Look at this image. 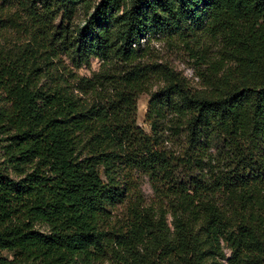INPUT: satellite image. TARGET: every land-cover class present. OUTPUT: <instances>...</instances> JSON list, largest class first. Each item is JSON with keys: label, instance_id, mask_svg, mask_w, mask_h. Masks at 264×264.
<instances>
[{"label": "trees", "instance_id": "1", "mask_svg": "<svg viewBox=\"0 0 264 264\" xmlns=\"http://www.w3.org/2000/svg\"><path fill=\"white\" fill-rule=\"evenodd\" d=\"M90 1L0 0V264H264V0ZM62 53L100 69L54 77ZM137 172L160 202L111 225Z\"/></svg>", "mask_w": 264, "mask_h": 264}, {"label": "rangeland", "instance_id": "2", "mask_svg": "<svg viewBox=\"0 0 264 264\" xmlns=\"http://www.w3.org/2000/svg\"><path fill=\"white\" fill-rule=\"evenodd\" d=\"M98 1L99 0H91L89 5L93 7V5ZM85 19H86L85 10L79 9V12L74 18L73 26H75V28L84 26ZM22 28L16 31L15 33H12L9 41L24 42V39L27 37V34L25 31H23ZM150 45L154 53L158 55V58L160 59L161 62L162 61L168 62L177 71L181 72L184 76H186L190 80L192 87L194 88L201 87L202 82L197 76L198 68L197 69L195 68L194 60H192L189 57V55L184 51V46H181L183 47L182 49L178 48L180 47L179 45L177 46V44L175 45L172 42L167 41L165 38L159 36L152 38ZM50 67L54 70L55 68L58 69L55 70L54 77L63 76L67 80L73 82L72 78L74 77V75H79L83 77H92L94 72L99 71L100 61L97 58H93L90 66L82 65L77 67L69 56L62 53L58 58L54 57L53 63L50 64ZM43 81L46 84L53 82L51 78H46ZM159 85H160L159 82L156 83L152 87L151 92H155L158 89ZM151 92L142 93L138 97L137 124L147 133H151V126L146 116L149 108ZM165 133L166 136L171 137V139H175V137L172 136L171 131H167ZM181 137L183 138V136H180L178 140L175 139L176 145H178V143H181L183 141ZM2 143L3 142L0 141V160L3 153V148L1 147ZM222 143H223L222 138L220 136H217L213 140L212 150L214 152H217L222 146ZM125 185L128 188L127 190L128 198L125 199L124 202H120L116 204L113 207V209H111L110 212L112 218L111 225L113 224L116 227H120L128 221V217L130 215V207L132 205L131 201L138 203L143 209H147L152 206L157 207L156 204L160 202L159 193L156 190L154 183L149 178V176L144 173L137 172L136 174L133 175L131 180L128 181V183H123V186ZM38 227L42 231L48 230L46 226H38ZM226 253L227 255H229L230 251L227 250ZM0 257H11V253L9 251H0ZM106 264H108V262H106ZM224 264H227V262L224 261Z\"/></svg>", "mask_w": 264, "mask_h": 264}]
</instances>
